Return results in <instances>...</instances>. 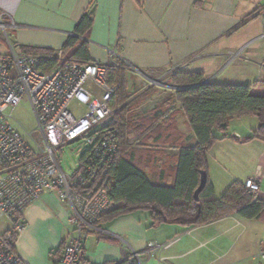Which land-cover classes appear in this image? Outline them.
<instances>
[{"label": "crops", "instance_id": "crops-1", "mask_svg": "<svg viewBox=\"0 0 264 264\" xmlns=\"http://www.w3.org/2000/svg\"><path fill=\"white\" fill-rule=\"evenodd\" d=\"M263 7L264 0H0V20L18 52L19 46L58 50L81 15L92 10L85 37L91 62L127 68L129 98L121 106L125 140L140 145L135 150L127 147L124 156L152 184L163 185L173 182L180 149L197 143L185 112L172 98L177 88L170 77L200 73L205 82L250 85L253 93L264 95ZM153 85L173 91L165 94ZM162 106L165 113L157 121L161 131L154 142L143 121ZM259 127L255 117L230 119V137L216 141L207 152V179L216 198L232 183L243 184L264 169V134ZM262 183L259 198L264 202ZM70 215L69 207L51 193L26 206L14 243L20 264H57L73 231ZM7 226L1 218L0 232ZM84 234L85 264L117 262L133 253H139V264H264L262 216L245 219L232 212L186 227L153 225L149 211L138 210ZM178 237L166 249L144 253L149 242L164 244Z\"/></svg>", "mask_w": 264, "mask_h": 264}, {"label": "built area", "instance_id": "built-area-1", "mask_svg": "<svg viewBox=\"0 0 264 264\" xmlns=\"http://www.w3.org/2000/svg\"><path fill=\"white\" fill-rule=\"evenodd\" d=\"M260 17L264 25V7ZM0 28L6 29L1 20ZM56 53L61 58V49ZM41 59L18 52L11 43L8 52L0 54V220L8 222L0 232V264H20L10 233L18 235L24 225L23 209L46 193L69 207L73 226L57 264H83L84 229H94L92 223L112 206L107 172L119 150V132L111 125L115 110L110 106L116 86L107 83L104 65L66 62L43 71ZM88 83L99 90V96ZM23 99L33 111L40 143L32 139L33 132L26 139L13 122V109ZM72 101L81 104L85 113H72ZM76 142L85 147L66 172L56 152ZM260 183V169L244 182L254 199L259 197ZM178 239L149 242L144 253L166 249ZM133 261L139 262V253L131 255Z\"/></svg>", "mask_w": 264, "mask_h": 264}, {"label": "trees", "instance_id": "trees-1", "mask_svg": "<svg viewBox=\"0 0 264 264\" xmlns=\"http://www.w3.org/2000/svg\"><path fill=\"white\" fill-rule=\"evenodd\" d=\"M199 2L200 0H196V3ZM92 19L91 9L81 15L72 33L60 48L61 58H58L57 50L50 48L19 46L18 49L23 54L40 55L42 57L40 69L43 71H50L66 62L89 63L91 58L85 37L92 26ZM105 67L107 83L116 86L110 106L115 110L111 125L119 132V150L108 164L107 192L112 206L92 223L94 228L102 222L138 210L149 211L153 225L178 223L186 227L201 226L232 212L245 219L264 217V202L259 197L254 199L253 193L244 183H232L220 198H216L213 185L207 179L205 187L199 193L198 201L194 198V191L199 185L200 171L207 170V152L216 141L230 137L227 134L230 119L255 117L260 124L259 132L264 134V95L253 93L250 85L205 82L200 73L173 74L169 82L177 89L172 98L185 112L197 143L194 147L180 149L175 177L171 184H152L131 158L124 156L127 147L135 150L137 149L135 147L140 145L125 140L128 131L123 122L124 108L121 106L129 98L127 68L123 65ZM164 113L162 106L154 111L149 119H144L143 124L148 126V132L144 130L141 134H149V138L155 136L153 141H157L159 137L155 134H160L161 131L157 121ZM215 132H219L220 135H216ZM10 235L15 242L17 233L12 232ZM131 255H124L120 261L105 264H139L137 261L130 262ZM82 262L85 264L83 256Z\"/></svg>", "mask_w": 264, "mask_h": 264}, {"label": "rangeland", "instance_id": "rangeland-1", "mask_svg": "<svg viewBox=\"0 0 264 264\" xmlns=\"http://www.w3.org/2000/svg\"><path fill=\"white\" fill-rule=\"evenodd\" d=\"M1 17V16H0ZM2 22V20H1ZM3 23V22H2ZM5 24V22H4ZM9 31L6 29L3 30L0 28V53L5 54L8 52V45L11 43V38L8 37ZM164 83L168 84L167 81H164ZM87 87L90 84H86ZM158 86V85H153ZM93 86H90V90H93V92L96 93L97 96H99V92H96V87L93 89ZM157 88H160L158 90H163L162 87L158 86ZM164 88V87H163ZM169 91L163 90V92H166L165 94H168L169 92H172V89H169ZM69 109L72 113H74L76 116H80L85 113L86 109L79 104L76 101H72L69 104ZM13 122L18 128V130L25 136L26 139H28V132H33L32 139L35 140L37 143H40L41 137L39 132L37 131V124L36 120L33 114V111L27 101V99H23L14 109H13ZM252 120L255 121L253 118ZM249 125V124H248ZM239 129V128H238ZM234 134V133H233ZM84 144L82 142H76L73 144H66L64 145L58 152H56V158L60 165L63 167L64 171L69 172L73 166L74 163L77 161V154L84 150ZM262 171L264 173V169L261 170V180H262V189L264 191V176L262 174ZM264 257V254H263Z\"/></svg>", "mask_w": 264, "mask_h": 264}, {"label": "water", "instance_id": "water-1", "mask_svg": "<svg viewBox=\"0 0 264 264\" xmlns=\"http://www.w3.org/2000/svg\"><path fill=\"white\" fill-rule=\"evenodd\" d=\"M234 137H237L236 135H233ZM207 183V173L205 170H201L200 171V178H199V185L196 188V190L194 191V198L196 201H198L199 199V193L203 190V188L205 187Z\"/></svg>", "mask_w": 264, "mask_h": 264}]
</instances>
